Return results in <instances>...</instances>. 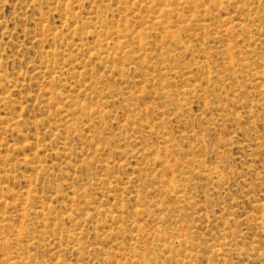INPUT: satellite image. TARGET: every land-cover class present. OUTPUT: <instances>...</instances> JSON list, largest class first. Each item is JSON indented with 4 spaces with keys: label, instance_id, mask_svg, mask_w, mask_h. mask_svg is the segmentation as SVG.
I'll return each mask as SVG.
<instances>
[{
    "label": "rangeland",
    "instance_id": "rangeland-1",
    "mask_svg": "<svg viewBox=\"0 0 264 264\" xmlns=\"http://www.w3.org/2000/svg\"><path fill=\"white\" fill-rule=\"evenodd\" d=\"M0 264H264V0H0Z\"/></svg>",
    "mask_w": 264,
    "mask_h": 264
}]
</instances>
